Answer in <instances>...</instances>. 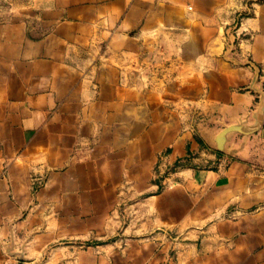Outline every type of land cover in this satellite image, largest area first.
<instances>
[{"label": "crops", "instance_id": "crops-1", "mask_svg": "<svg viewBox=\"0 0 264 264\" xmlns=\"http://www.w3.org/2000/svg\"><path fill=\"white\" fill-rule=\"evenodd\" d=\"M240 5L23 0L0 22V264H264V111L215 140L264 103V1L232 51Z\"/></svg>", "mask_w": 264, "mask_h": 264}, {"label": "built area", "instance_id": "built-area-1", "mask_svg": "<svg viewBox=\"0 0 264 264\" xmlns=\"http://www.w3.org/2000/svg\"><path fill=\"white\" fill-rule=\"evenodd\" d=\"M258 0H246L240 9L237 11L235 20L228 27V39H233L229 41L230 49L232 51L238 49L240 42L244 38V33L241 31L244 20L246 17L254 13V9ZM251 64V62H250ZM188 159L180 161L179 165L187 163Z\"/></svg>", "mask_w": 264, "mask_h": 264}, {"label": "water", "instance_id": "water-1", "mask_svg": "<svg viewBox=\"0 0 264 264\" xmlns=\"http://www.w3.org/2000/svg\"><path fill=\"white\" fill-rule=\"evenodd\" d=\"M263 111L264 103L261 104L256 124H248L242 121L225 126L215 139L218 149L224 150L226 148V144L232 134L240 133L243 135H252L259 131L263 126Z\"/></svg>", "mask_w": 264, "mask_h": 264}, {"label": "rangeland", "instance_id": "rangeland-1", "mask_svg": "<svg viewBox=\"0 0 264 264\" xmlns=\"http://www.w3.org/2000/svg\"><path fill=\"white\" fill-rule=\"evenodd\" d=\"M246 0H240L242 7V4ZM258 1H264V0H258ZM23 0H0V22L8 20L9 18H12L17 12L22 4ZM239 8V9H240Z\"/></svg>", "mask_w": 264, "mask_h": 264}]
</instances>
